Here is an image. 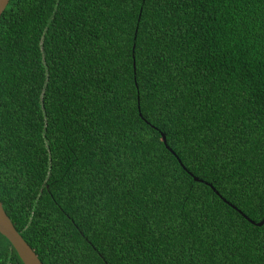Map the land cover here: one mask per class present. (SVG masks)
I'll return each mask as SVG.
<instances>
[{
	"label": "trees",
	"instance_id": "1",
	"mask_svg": "<svg viewBox=\"0 0 264 264\" xmlns=\"http://www.w3.org/2000/svg\"><path fill=\"white\" fill-rule=\"evenodd\" d=\"M174 5L167 40L172 49L168 62L175 56V65L164 84L183 110L179 119L146 110L144 88L157 89L143 81L139 91L135 87L138 41L132 25H142L144 13L156 9L154 3L135 0L132 7L116 6L117 20L130 13L127 44L121 46L114 24L108 33L111 47L104 49L107 57L95 51L102 36L81 20L99 13V5L9 0L2 12L0 88L6 94V136L0 201L43 264H150L149 255L134 257L112 237L126 209L139 201L136 215L145 217L144 232L156 245L144 251L158 256L159 245L172 236L152 232L156 205L144 194L154 197L161 190L173 202L187 198L202 222L206 216L224 225L232 220L240 229L235 238L231 229L224 236L227 247H232L229 239L242 246L231 260L223 258L227 249L218 250L209 238L200 242L204 255L199 264H264V218L247 205L237 183L264 177V0H174ZM118 64L123 68L118 70ZM101 67L108 71L97 77ZM71 78L79 83L69 87ZM153 79L159 82V77ZM93 85L106 94L116 89L107 97L115 119L110 116L102 125L121 124L128 132L124 143L131 139L143 156L144 171L138 173L139 181L133 179L135 188L127 174L117 183L110 147L101 148L103 163L96 165L99 136L94 127L89 135L81 111L86 102L78 95ZM121 90L131 94L127 103ZM240 120L248 124L238 140L233 134ZM228 135L234 145H243L239 155L228 153L232 159L224 168L211 148L220 143L223 149ZM245 153L251 159H242ZM229 172L233 181L225 179ZM158 184L164 187L156 189ZM146 234L136 240L137 249L149 243ZM0 264H23L2 234ZM151 264H160L159 258Z\"/></svg>",
	"mask_w": 264,
	"mask_h": 264
},
{
	"label": "snow or ice",
	"instance_id": "2",
	"mask_svg": "<svg viewBox=\"0 0 264 264\" xmlns=\"http://www.w3.org/2000/svg\"><path fill=\"white\" fill-rule=\"evenodd\" d=\"M69 3H73L79 7L82 3L84 7L89 4L99 5L100 12H91L81 17L83 25L89 29H94L98 35L102 38L98 41V47L96 52L101 53L107 57L105 46L111 47L112 40L108 38V33L113 31V25L115 24L116 33L121 37V46L127 44L128 35V20L130 15L125 11L124 15L118 20L116 19V6L128 5L132 7L135 0H68ZM230 0H224V3H228ZM155 4L156 9H150L144 13L145 22L142 25H132L133 31L136 34L138 45L133 50V60L136 63V71L138 79L135 87L139 91L141 88V81L145 84H151L153 88L157 90L152 92L148 87L144 88L146 110L147 108L155 109L157 116L163 114L165 116H176L180 118V113L183 111L175 102V97L171 94L172 90L167 88L164 84L165 77L168 72H171L175 65V56L171 57L172 63H169V53L172 49L168 46L167 37L171 34V28L173 25V17L176 15L172 8L174 0H146V6L148 4ZM99 25V26H98ZM80 29H77L79 32ZM2 46V45H0ZM119 51V48L117 49ZM119 59V57L117 58ZM123 68V65L118 64L117 69ZM167 71L162 75L161 72L164 69ZM107 67H101L96 73L99 77V72H107ZM159 77V82L153 79V76ZM2 79V77H0ZM79 81L71 78L68 81L69 87L74 84H78ZM126 83L125 81L121 82ZM116 89L110 90L107 94L103 88L97 89L95 85L92 89L81 88L78 91V95H82L85 103L84 108L81 111L84 113L82 117L88 123L89 135H92V128L94 127L96 133L99 136V143L95 146L96 165H101V148L110 147L112 149L111 155L113 157V163L111 169L115 172L114 178L119 183L118 177L127 174V180L131 187L135 188L133 179L140 180L138 173L144 171L143 156L138 155L136 151V145L129 139L127 143H124V138L128 136V132L119 123H112L110 125L102 122L108 120L110 116L115 119L113 113L110 111V104L107 97L114 96ZM130 92L121 90V98L127 103L130 97ZM6 94L3 89L0 88V160L5 155V136L4 131V113L6 112ZM91 102H87V101ZM127 111V108H124ZM74 120L78 117L74 116ZM184 120L188 117L184 116ZM183 122V121H182ZM248 122L240 120L237 122V131L233 134L239 140L244 135V130L247 128ZM221 132L223 133V125L221 126ZM264 135V132H262ZM10 139V138H9ZM167 141H165L166 143ZM243 141L236 143L232 142V135L227 136V140L223 142V149L220 143L213 145L211 151L217 153L221 160L222 167L227 168L230 166L232 157L228 155L231 152L234 155H239L238 148H241ZM242 159H251L245 153ZM229 181H233L234 177L229 172L225 177ZM238 183L240 194L247 201V205L254 208L262 218H264V177L259 182H244ZM164 186L162 184L156 185V189H161ZM141 191H143L141 189ZM3 192L0 187V193ZM145 199H152L156 207H153L152 223L150 224L152 232H155L157 236L161 233H171L172 239H167L166 243L159 245V255H152L144 251L145 248L155 249L156 245L151 243L152 236L150 233L144 232V216L136 215V206L139 201H134L131 206L126 209L127 215L118 225L119 231H117L112 237L117 246H126L127 250L132 252L135 256L149 255L150 264L152 260L159 258L160 264H199L200 259L204 253L200 249V242L206 241L211 238L215 242L214 247L223 251V258L231 260L237 248L242 247L233 242L232 239L228 240V244L232 247H227L223 243L224 236L231 229V236L235 238L239 232L232 220H229L228 225L222 224L217 220H212L211 217L206 216L207 222H202L199 219V214L194 211L193 207L188 206L187 198L178 202L169 200V197L165 194V191H158L154 197H148V194H144ZM241 227H244L241 225ZM248 231L247 229H245ZM147 235L149 243H144L142 247L137 249L136 240L143 235ZM261 241L264 244V233H261ZM178 240L179 243L175 241ZM56 243H59L56 241ZM206 247V245H205ZM264 251V248L261 249ZM179 257V259H177ZM264 259V257H262ZM70 264V261H69Z\"/></svg>",
	"mask_w": 264,
	"mask_h": 264
},
{
	"label": "water",
	"instance_id": "3",
	"mask_svg": "<svg viewBox=\"0 0 264 264\" xmlns=\"http://www.w3.org/2000/svg\"><path fill=\"white\" fill-rule=\"evenodd\" d=\"M9 0H0V16L4 9L6 8ZM163 141L165 142V137L162 135ZM194 179L198 180L194 177ZM263 221L258 222L261 224ZM0 234H2L14 250L16 251L18 257L23 264H43L38 258L35 251L29 246V244L23 239V237L17 232L13 223L9 219L8 215L3 209L2 203L0 201Z\"/></svg>",
	"mask_w": 264,
	"mask_h": 264
}]
</instances>
